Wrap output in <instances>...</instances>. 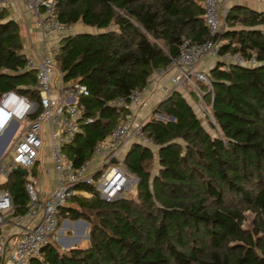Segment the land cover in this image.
<instances>
[{"label": "trees", "instance_id": "trees-1", "mask_svg": "<svg viewBox=\"0 0 264 264\" xmlns=\"http://www.w3.org/2000/svg\"><path fill=\"white\" fill-rule=\"evenodd\" d=\"M53 8L64 26L96 29L62 35L53 54L62 80L87 90L77 100L79 129L62 147L73 164L89 159L124 117L125 109L107 102L145 86L178 56L183 38L211 39L220 53L255 56L256 63L209 69L211 90L203 98L212 105L214 135L181 92L160 101L143 127L156 151L131 143L122 157L138 178L132 196L105 201L90 184L76 185L88 196L73 194L58 221H86V244L61 250L49 241L30 264H264V10L233 4L211 36L203 0H53ZM18 29L0 9V95L35 98L26 88L33 70L15 72L25 58ZM24 182L9 171L0 185L15 214L25 210ZM245 212L252 214L247 228Z\"/></svg>", "mask_w": 264, "mask_h": 264}, {"label": "built area", "instance_id": "built-area-1", "mask_svg": "<svg viewBox=\"0 0 264 264\" xmlns=\"http://www.w3.org/2000/svg\"><path fill=\"white\" fill-rule=\"evenodd\" d=\"M15 1H20L24 10L35 17L41 37L37 53L34 56L25 55L22 65L15 71L21 73L33 70L34 83L26 88L35 91L37 96L31 98L14 91L0 95V185L12 167L24 168L26 175H23V187L27 197L25 210L15 214L9 192L0 186V264H30L32 259L40 257L42 248L49 241L57 239L58 209L73 194L82 193L76 190V185L90 184L98 197L105 201L123 198L134 191L138 178L123 166L119 157L120 149L126 143L153 145L143 132L147 118L135 116V111L148 104L146 94L149 83L153 81L151 77L140 89L107 102L113 107L125 109L124 117L113 125L105 138L94 145L89 159L73 164L62 147L71 142L79 129L81 106L77 100L87 95V90L75 80H62V73L53 60L58 41L51 45L46 43V37L52 33L58 36L72 34L71 25L64 26L58 21L53 0ZM7 2L0 0V9ZM203 6V21L209 34L214 36L229 9L221 8L219 0H203ZM207 59L221 62L223 70H227L230 64L256 63L255 56L246 60L239 52L220 53L219 43L211 39L192 43L183 38L178 56L165 67L157 69L153 75L165 82L161 85L164 99L175 91L194 95L198 118L209 119L216 126L212 105L203 98L204 93L211 90V81L208 73L199 69V64ZM200 85H204L207 91ZM155 116L164 119L161 114ZM89 121L91 118H86L84 122ZM6 129L12 130V133L3 145L1 136ZM45 141L48 144L50 166L43 168V173L51 171L53 176L47 191L39 190L36 178L29 174L37 161L41 143ZM8 150L11 155L5 163L2 157ZM92 158H95L96 163L91 167ZM6 225H9L7 229Z\"/></svg>", "mask_w": 264, "mask_h": 264}, {"label": "crops", "instance_id": "crops-1", "mask_svg": "<svg viewBox=\"0 0 264 264\" xmlns=\"http://www.w3.org/2000/svg\"><path fill=\"white\" fill-rule=\"evenodd\" d=\"M219 1H220L221 8L222 7H228V9H229V7L233 4H240V5H245V6L251 7L253 9H256L259 11L264 10V3L262 0H219ZM4 10L6 11L7 18L15 20L17 22L19 28L21 29V33L25 34V37H26L25 46L22 42L24 54L34 56L37 53V45H38V42H39L40 37H41L40 32H39V30L36 26V23H35V21H36L35 17L32 14H30L24 10L23 5L20 1L16 2L15 0H8L7 4L4 7ZM223 19L221 21H223ZM35 32L37 34L38 39L36 38L35 41L33 42V39L35 37V36L33 37V35H34L33 33H35ZM61 36L62 35L58 36L55 33L50 34L48 37H46L47 45H51L56 40L59 41ZM214 63H215V61L211 60V59L204 60L203 62H201L199 64V69L208 73L209 69L211 68L212 65H214ZM152 79H153V81L151 83H149L148 92L146 94V100H147L148 104L146 105V107L138 109L137 111H135V116H137L140 119L146 118L151 113L150 109H148V108H150L152 105H155V108H156L158 103L164 99V94H163L161 85L165 82L163 81V79H158L154 75H152ZM182 95L186 99L188 98L192 101L194 100L193 95H191V94L183 93ZM152 112H153V110H152ZM130 144L131 143H126L121 147V149H120L121 156L119 155L121 160H122V157L124 155L125 150L127 149V147ZM95 163H96L95 158H92L91 167ZM52 177L53 176H52L51 171L48 173H43V170H42L41 173L40 172L37 174L35 173L37 188L39 190L47 191L48 188L50 187L51 182H52ZM64 222L66 224H68L70 229H71L70 239L75 240V239L82 238L84 241H87L88 224L85 223L86 221L84 222V220L77 219V220H73V221L70 220V222H67L66 220H64ZM84 234H86V235L84 236ZM56 237H57V241L59 243L64 240V238L62 237V235L59 231H56ZM71 243H73V242H71ZM85 244H86V242L83 243V245H85ZM72 246H75V245H72ZM72 246H70V247H72ZM59 249H61V248L59 247Z\"/></svg>", "mask_w": 264, "mask_h": 264}, {"label": "rangeland", "instance_id": "rangeland-1", "mask_svg": "<svg viewBox=\"0 0 264 264\" xmlns=\"http://www.w3.org/2000/svg\"><path fill=\"white\" fill-rule=\"evenodd\" d=\"M86 29H87V30H86ZM18 30H19V32H20V38H21V41L23 42V44H24V46H25V44H26V37H25V34L21 33V29H18ZM80 30H81V31H80ZM78 31H80V32H86V33H89V32L93 33V32H96V29L93 28V27H88V26L81 25L80 23L72 24V25H71V33H75V32H78ZM33 34H34V35H33ZM33 34H32L33 37L35 36L34 39H33V42H34L36 38L38 39V37H37L36 32L33 33ZM24 48H25V47H24ZM55 81L58 82V78H56ZM193 98H194L193 101L190 100V99H188V98H187V100H188V102L194 107V109H195L197 115L199 116V113H198V107H197V103H196V97H193ZM194 101H195V102H194ZM145 109H146V108H145ZM148 109H150L151 113H150L146 118H149V117L152 115V113H153L152 110L154 111V109H155V105H152V106H151L150 108H148ZM163 117H164V116H163ZM200 120H201L203 126L205 127V129H206L210 134L214 135V133H215V131H216V126H214V125L212 124L211 120H209V119H204V118H200ZM24 122H25V121H24ZM212 125H213V126H212ZM150 147H151V149H152L153 151H156V149H157V146H155V145H151ZM10 155H11V151L8 150L7 154H5V156L2 157L3 162L7 163L8 160H9V156H10ZM119 155L121 156V152H119ZM36 164H37V165H36V168L34 169V173L31 172V169H32V168H30V171H29L30 177H31V176H34V177H35V173H36V174L39 173V172L41 173V171L43 170V168H45V167H49V166H50L49 150H48V144H47L46 141L41 143V146H40L39 151H38L37 163H36ZM36 169H37V170H36ZM38 169H39V170H38ZM157 169H158V163H157V160L155 159V162H154V168H153L152 172L155 173V172L157 171ZM42 175H43V174H42ZM133 192H134V191L129 192L128 194H126V196H128V197H129V196H132ZM81 194H82V195H85V196H88V194L85 193V192H82ZM251 219H252V214L249 213V212H245V220H244V222H243V227H244V228H247V227L250 226V221H251ZM64 220H66L67 222H70V220H69L68 218H62L61 221H60V223H59V225H58V228H57V230H56V231H59V232L61 233V235H62V237L64 238V240H63L62 242L59 243V242L57 241V239H56V240H54L53 242H54L57 246H59L62 250L66 249V248H68V247H70V246H72V245H75V246H82L83 243L86 242V241H84L82 238H80V239H75V240L70 239L71 229H70L69 225L66 224V223L64 222ZM8 226H9V225H6L5 228L7 229ZM85 235H86V234H84V236H85ZM72 240H73V241H72ZM71 242H73V243H71Z\"/></svg>", "mask_w": 264, "mask_h": 264}, {"label": "water", "instance_id": "water-1", "mask_svg": "<svg viewBox=\"0 0 264 264\" xmlns=\"http://www.w3.org/2000/svg\"><path fill=\"white\" fill-rule=\"evenodd\" d=\"M6 130H5L6 133L4 132L3 135L1 136L3 138V145H5L8 142V140L11 136V133H12V130L11 131H8V130L6 131ZM10 170L11 171H17V172L21 173L22 175H26V170L24 168L19 167V166L12 167ZM85 223H87V222H85Z\"/></svg>", "mask_w": 264, "mask_h": 264}]
</instances>
